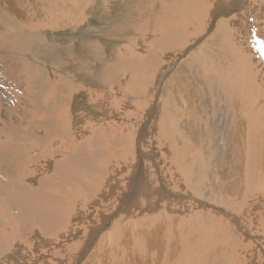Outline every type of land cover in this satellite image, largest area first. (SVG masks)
<instances>
[{
    "label": "bare ground",
    "instance_id": "bare-ground-1",
    "mask_svg": "<svg viewBox=\"0 0 264 264\" xmlns=\"http://www.w3.org/2000/svg\"><path fill=\"white\" fill-rule=\"evenodd\" d=\"M261 31L264 0H0V264H264Z\"/></svg>",
    "mask_w": 264,
    "mask_h": 264
},
{
    "label": "rangeland",
    "instance_id": "rangeland-1",
    "mask_svg": "<svg viewBox=\"0 0 264 264\" xmlns=\"http://www.w3.org/2000/svg\"><path fill=\"white\" fill-rule=\"evenodd\" d=\"M246 1V0H245ZM247 4V3H246ZM113 11H116V9H114ZM254 19H258V17H257V14H255V16H254ZM92 21V22H91ZM91 23H88L89 25L87 26V27H91V28H94V26H96L98 23H97V20H96V18L95 17H93L92 19H91ZM86 27V26H85ZM83 28V29H87V27L86 28ZM82 29V30H83ZM81 30V32H79V33H76V35L77 36H79V37H82L83 35H84V33H83V31ZM243 31V33H247V34H245L244 35V37L245 38H251L252 37V35H253V32L250 30V27H249V21H244L243 22V25H242V28H241V32ZM49 36H50V40H55V41H58V42H60V41H62V42H66L68 39H70L69 37H72V35L70 34V33H68V32H50L49 33ZM60 36V37H59ZM66 36V37H65ZM68 36V37H67ZM258 37H259V40H260V42L262 43V44H264V32L263 31H261L259 34H258ZM54 38V39H53ZM67 39V40H66ZM168 65H166L164 68H166ZM74 102L76 103V104H74V111H73V114L74 115H77L79 112H82V111H85V110H90L89 108H87L85 105H84V103H83V101H81V100H79V99H77V97L75 96L74 98ZM77 111V112H76ZM190 198H185L184 200H189ZM28 241L29 242H31V243H33V244H35V246H39V240H38V238H37V236L35 235V236H31V237H29L28 238Z\"/></svg>",
    "mask_w": 264,
    "mask_h": 264
}]
</instances>
